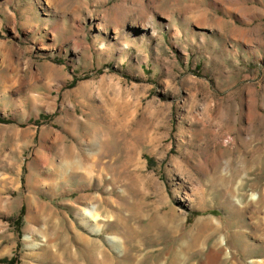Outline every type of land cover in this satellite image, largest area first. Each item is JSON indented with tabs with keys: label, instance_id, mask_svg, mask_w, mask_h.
<instances>
[{
	"label": "rangeland",
	"instance_id": "obj_1",
	"mask_svg": "<svg viewBox=\"0 0 264 264\" xmlns=\"http://www.w3.org/2000/svg\"><path fill=\"white\" fill-rule=\"evenodd\" d=\"M175 248L264 264V0H0V264Z\"/></svg>",
	"mask_w": 264,
	"mask_h": 264
},
{
	"label": "bare ground",
	"instance_id": "obj_2",
	"mask_svg": "<svg viewBox=\"0 0 264 264\" xmlns=\"http://www.w3.org/2000/svg\"><path fill=\"white\" fill-rule=\"evenodd\" d=\"M92 211H91V207L90 209H84L82 212H81V217H82V224L87 228V230H90V231H94V232H98L100 229H99V226H96V225H93L92 222L90 221H94L96 219V216L95 215H92ZM152 220V219H151ZM166 220L165 218H163V216H156L155 218H153V225L155 226L156 224L162 222ZM208 222V221H207ZM203 223V222H202ZM201 224V220L199 221H196V225H200ZM154 228V227H153ZM189 233V232H188ZM187 237V236H186ZM193 237V236H192ZM190 238V236H188V239L190 242V244L193 243L194 239L193 238ZM105 239L106 241L113 246V248L115 249H119L120 248V242H119V238L115 235H110V234H107L105 236ZM221 240V239H219ZM220 243H222V240L220 241ZM34 244V243H33ZM181 244V243H180ZM182 246V245H180ZM179 246V247H180ZM179 249H182V248H175L174 252L171 253V263H174L175 264H184V260H185V257H182L181 255V250ZM170 252V251H169ZM185 255V254H184ZM188 259V258H187ZM125 263V262H124ZM127 264V263H126ZM187 264H191V263H187Z\"/></svg>",
	"mask_w": 264,
	"mask_h": 264
}]
</instances>
